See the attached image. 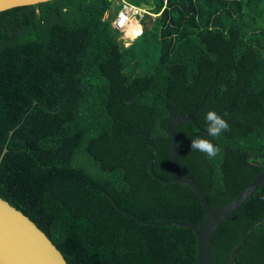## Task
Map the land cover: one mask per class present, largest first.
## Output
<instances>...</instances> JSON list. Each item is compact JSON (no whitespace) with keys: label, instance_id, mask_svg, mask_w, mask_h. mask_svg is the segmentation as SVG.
I'll return each instance as SVG.
<instances>
[{"label":"trees","instance_id":"obj_1","mask_svg":"<svg viewBox=\"0 0 264 264\" xmlns=\"http://www.w3.org/2000/svg\"><path fill=\"white\" fill-rule=\"evenodd\" d=\"M140 36L124 45L113 0H50L0 12V196L28 215L68 264H196L204 208L170 175L169 121L181 172L212 207L264 166V0H145ZM123 4H121L120 8ZM232 103L234 105L232 106ZM230 131L208 135L206 113ZM211 140L216 157L190 148ZM149 141V142H148ZM264 217V184L211 237L228 264ZM235 264H264V222Z\"/></svg>","mask_w":264,"mask_h":264},{"label":"water","instance_id":"obj_2","mask_svg":"<svg viewBox=\"0 0 264 264\" xmlns=\"http://www.w3.org/2000/svg\"><path fill=\"white\" fill-rule=\"evenodd\" d=\"M46 1L50 0H0V12L18 6L34 5ZM141 21L145 24L144 20ZM233 105L234 103H232ZM223 110L217 111V114ZM185 120H191L196 126L201 128L196 120L195 112L179 114L169 121L167 125V130L171 137L169 177L160 178L153 171L154 162L159 154L158 151L156 157L150 161L149 167L151 174L162 182L181 183L196 192L204 208V215L201 222L199 224H193L177 220L164 222L144 221L133 212L119 206L117 207L121 212L140 220L144 224L179 225L192 229L196 234L197 240L196 264H213L211 251L212 234L260 185L264 184V166L235 198L222 205L212 207L200 184L193 178L184 175L180 170L175 127ZM6 150L4 148L0 161ZM262 222H264V217L254 223L237 241L231 251L228 264H235L239 247L249 234ZM0 264H68V262L50 237L28 215L0 196Z\"/></svg>","mask_w":264,"mask_h":264},{"label":"clouds","instance_id":"obj_3","mask_svg":"<svg viewBox=\"0 0 264 264\" xmlns=\"http://www.w3.org/2000/svg\"><path fill=\"white\" fill-rule=\"evenodd\" d=\"M130 29L134 32L136 30V33H132L134 37L124 39L125 46H129L131 42L136 37L140 36L143 32V27H140V28L137 27L136 29V27L129 28L128 26L126 29L121 30L122 37H123V34L128 32ZM205 120L207 123V132L209 136L219 137L223 132H227L231 130L230 125L227 122V120L224 119L221 115L217 114V112L215 111L209 110L206 113ZM190 148L194 151L204 153L209 159L216 157L219 153V148L211 140L203 138V137L193 138L190 142Z\"/></svg>","mask_w":264,"mask_h":264},{"label":"built area","instance_id":"obj_4","mask_svg":"<svg viewBox=\"0 0 264 264\" xmlns=\"http://www.w3.org/2000/svg\"><path fill=\"white\" fill-rule=\"evenodd\" d=\"M122 2L123 5L118 9L114 21L115 25L121 30L126 29L130 25L132 18L142 20L145 15L153 14L150 10L132 4L128 0H122Z\"/></svg>","mask_w":264,"mask_h":264},{"label":"rangeland","instance_id":"obj_5","mask_svg":"<svg viewBox=\"0 0 264 264\" xmlns=\"http://www.w3.org/2000/svg\"><path fill=\"white\" fill-rule=\"evenodd\" d=\"M128 1H130V3H132V4H135V5L140 6V7H143V8H144V7H147V3H146L145 0H139V1L128 0ZM113 2H114V5H113L112 8L110 9L111 13L114 15V17L112 18V26H113V28H115V29L121 31V29L118 28V27L115 25L114 21H115L116 13H117L118 9L120 8V6H121V4H122L123 2H122V0H113ZM156 15H157V14H156ZM156 15H152V16H156ZM144 25H145V24H143L142 21H139V24H138L137 27L140 28V27H143ZM137 27H136V29H137ZM132 33H136V30H135V32H134V31H132V30L130 29L128 32H126L125 34H123L124 39H125V38L127 39V38H130V37H134V35H133Z\"/></svg>","mask_w":264,"mask_h":264},{"label":"crops","instance_id":"obj_6","mask_svg":"<svg viewBox=\"0 0 264 264\" xmlns=\"http://www.w3.org/2000/svg\"><path fill=\"white\" fill-rule=\"evenodd\" d=\"M140 19L132 18L131 24L129 25V28L137 27L139 24Z\"/></svg>","mask_w":264,"mask_h":264},{"label":"bare ground","instance_id":"obj_7","mask_svg":"<svg viewBox=\"0 0 264 264\" xmlns=\"http://www.w3.org/2000/svg\"><path fill=\"white\" fill-rule=\"evenodd\" d=\"M132 21V20H131Z\"/></svg>","mask_w":264,"mask_h":264}]
</instances>
